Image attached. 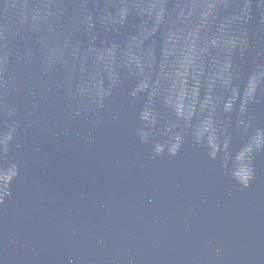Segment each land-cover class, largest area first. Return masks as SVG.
<instances>
[{"label": "clouds", "instance_id": "obj_1", "mask_svg": "<svg viewBox=\"0 0 264 264\" xmlns=\"http://www.w3.org/2000/svg\"><path fill=\"white\" fill-rule=\"evenodd\" d=\"M261 103L264 0H0V119L17 132L52 104L86 122L89 142L127 130L141 168L190 141L246 186L241 168L264 154ZM234 135L251 145L244 159Z\"/></svg>", "mask_w": 264, "mask_h": 264}, {"label": "water", "instance_id": "obj_2", "mask_svg": "<svg viewBox=\"0 0 264 264\" xmlns=\"http://www.w3.org/2000/svg\"><path fill=\"white\" fill-rule=\"evenodd\" d=\"M255 111L264 127V103ZM92 131L52 104L18 132L0 119V264H264V154L241 168L245 186L190 141L141 168L127 130Z\"/></svg>", "mask_w": 264, "mask_h": 264}]
</instances>
